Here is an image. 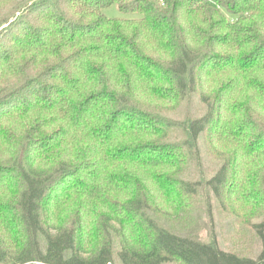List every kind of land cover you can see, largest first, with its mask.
I'll return each instance as SVG.
<instances>
[{
    "label": "trees",
    "instance_id": "16d2710c",
    "mask_svg": "<svg viewBox=\"0 0 264 264\" xmlns=\"http://www.w3.org/2000/svg\"><path fill=\"white\" fill-rule=\"evenodd\" d=\"M115 1L0 0V264H264V219L253 258L159 210L197 195L201 135L229 163L203 185L242 162L235 205L259 202L264 0ZM191 96L201 116L160 115Z\"/></svg>",
    "mask_w": 264,
    "mask_h": 264
},
{
    "label": "rangeland",
    "instance_id": "374dc122",
    "mask_svg": "<svg viewBox=\"0 0 264 264\" xmlns=\"http://www.w3.org/2000/svg\"><path fill=\"white\" fill-rule=\"evenodd\" d=\"M103 13L109 18H133L139 14L123 13L119 10L118 0L112 5L103 9ZM228 20L232 16L227 15ZM163 108V109H162ZM159 109L160 115L172 120L182 121L184 117H198L205 112V106L195 96H191L180 103L171 106H163ZM177 130L170 133L171 138H177ZM179 137L180 135L177 134ZM200 166H195L192 160L189 161L183 172L186 180H196L198 193L189 197V208L185 211L173 212L167 208L159 207L165 212L166 218L172 220L176 232H190L202 240H209L215 237L219 247L223 250L242 252L251 257H256L260 250V241L255 231V225L264 219V170L258 172L260 176L258 188L261 193L259 202L255 208L244 209L235 205L232 190L240 183L243 173V163L234 164L224 192V198L216 199L213 191L203 185L202 180L214 176L224 165L229 167L226 152L217 148L211 143L209 136L201 135L197 141ZM232 168V167H231ZM262 170V167L259 169ZM153 213L155 208L152 209ZM157 211V209H156ZM155 211V212H156ZM151 210L148 212L150 213ZM159 212V211H158ZM163 217L162 214H158ZM161 221L165 224L163 218ZM113 264H121L116 256L113 257ZM166 264H178L175 262Z\"/></svg>",
    "mask_w": 264,
    "mask_h": 264
},
{
    "label": "built area",
    "instance_id": "2783aa9c",
    "mask_svg": "<svg viewBox=\"0 0 264 264\" xmlns=\"http://www.w3.org/2000/svg\"><path fill=\"white\" fill-rule=\"evenodd\" d=\"M35 264H41V263H39V262H34ZM27 264H29V263H27Z\"/></svg>",
    "mask_w": 264,
    "mask_h": 264
}]
</instances>
